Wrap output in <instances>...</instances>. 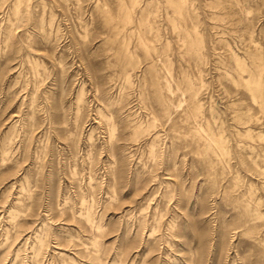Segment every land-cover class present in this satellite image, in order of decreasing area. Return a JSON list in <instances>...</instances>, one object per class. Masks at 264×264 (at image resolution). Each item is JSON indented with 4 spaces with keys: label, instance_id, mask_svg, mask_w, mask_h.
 <instances>
[{
    "label": "rangeland",
    "instance_id": "obj_1",
    "mask_svg": "<svg viewBox=\"0 0 264 264\" xmlns=\"http://www.w3.org/2000/svg\"><path fill=\"white\" fill-rule=\"evenodd\" d=\"M0 264H264V0H0Z\"/></svg>",
    "mask_w": 264,
    "mask_h": 264
}]
</instances>
